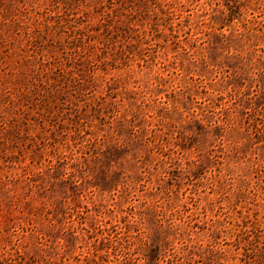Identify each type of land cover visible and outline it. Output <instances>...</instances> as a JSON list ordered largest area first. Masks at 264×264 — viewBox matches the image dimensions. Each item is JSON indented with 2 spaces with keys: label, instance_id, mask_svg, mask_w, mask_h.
Returning <instances> with one entry per match:
<instances>
[{
  "label": "rangeland",
  "instance_id": "obj_1",
  "mask_svg": "<svg viewBox=\"0 0 264 264\" xmlns=\"http://www.w3.org/2000/svg\"><path fill=\"white\" fill-rule=\"evenodd\" d=\"M123 256L264 264V0H0V264Z\"/></svg>",
  "mask_w": 264,
  "mask_h": 264
},
{
  "label": "trees",
  "instance_id": "obj_2",
  "mask_svg": "<svg viewBox=\"0 0 264 264\" xmlns=\"http://www.w3.org/2000/svg\"><path fill=\"white\" fill-rule=\"evenodd\" d=\"M239 224H236V227L234 228V235H235V241L236 242H242L244 241V255L246 256H250V246L253 245V242L255 241V239L258 237V234L256 233V228L255 225L250 228H246V223L244 222V224L240 227H238ZM253 229H255V231H253ZM251 233H253L254 237L252 238ZM172 260V259H171ZM92 261L94 263H96L97 261L92 258ZM119 264H130L131 262V258L129 256H123V258H121L119 260ZM39 264V263H38ZM51 264H58L56 262H52Z\"/></svg>",
  "mask_w": 264,
  "mask_h": 264
}]
</instances>
